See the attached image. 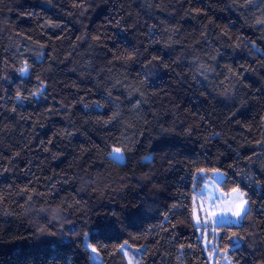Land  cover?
Returning <instances> with one entry per match:
<instances>
[{
	"label": "trees",
	"instance_id": "trees-1",
	"mask_svg": "<svg viewBox=\"0 0 264 264\" xmlns=\"http://www.w3.org/2000/svg\"><path fill=\"white\" fill-rule=\"evenodd\" d=\"M262 20L264 0H0V264H91L86 240L102 264L125 243L212 264L214 170L248 200L217 263L264 264Z\"/></svg>",
	"mask_w": 264,
	"mask_h": 264
},
{
	"label": "rangeland",
	"instance_id": "rangeland-1",
	"mask_svg": "<svg viewBox=\"0 0 264 264\" xmlns=\"http://www.w3.org/2000/svg\"><path fill=\"white\" fill-rule=\"evenodd\" d=\"M110 156L120 163H124L126 161L121 151L119 153H115L113 150ZM222 180V174L216 175L214 179L212 177L205 184L195 203V223L197 218L201 221L200 225L196 224L198 227L199 238L202 240L212 264H229L228 258H224L219 263L216 261L217 251H212L213 248H215V235H213L215 233V229L220 225H239L242 221V219L238 220L236 217L232 216L231 213H229L226 217L219 216L221 212L227 209L232 198L236 195L235 191L230 194L222 192L219 187ZM210 196L217 198L215 199L214 204L209 199ZM214 220L217 222L213 223ZM86 246L91 253V264H102V257L97 252L95 247L88 242V240H86ZM93 249H95V251H93ZM142 250V248H130L127 243L123 245V251L126 254L129 264H140ZM209 250H211V252Z\"/></svg>",
	"mask_w": 264,
	"mask_h": 264
},
{
	"label": "snow or ice",
	"instance_id": "snow-or-ice-1",
	"mask_svg": "<svg viewBox=\"0 0 264 264\" xmlns=\"http://www.w3.org/2000/svg\"><path fill=\"white\" fill-rule=\"evenodd\" d=\"M257 23L264 24V20L258 21ZM28 65L25 63V66L20 69V74L23 76L27 73L28 71ZM40 93H36V95H39ZM20 96L18 94L17 99H19ZM115 153H119V149H114ZM203 171V170H201ZM220 173L216 172L215 170L213 171V179L216 175H219ZM207 187V185H206ZM233 191L236 192V195L234 198H232L231 203L228 205L227 209L219 214L220 217H226L229 213H231L232 216L236 217L238 220L239 219H244L246 218V215L248 213V200L245 198V193L243 191H240L239 189H234ZM211 202L214 204L215 203V197H209ZM217 221L214 220L213 223H216ZM201 221L199 218L196 220V224L200 225ZM95 251V249H93ZM212 251H215V248H213ZM229 264H231V261H229Z\"/></svg>",
	"mask_w": 264,
	"mask_h": 264
}]
</instances>
